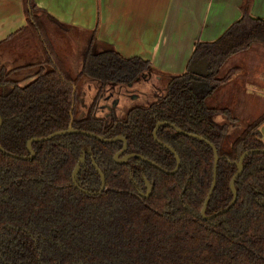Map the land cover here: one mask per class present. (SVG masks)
I'll list each match as a JSON object with an SVG mask.
<instances>
[{
  "label": "trees",
  "instance_id": "obj_1",
  "mask_svg": "<svg viewBox=\"0 0 264 264\" xmlns=\"http://www.w3.org/2000/svg\"><path fill=\"white\" fill-rule=\"evenodd\" d=\"M25 9L38 39L39 9L33 0H25ZM95 33L75 76L50 58L43 66L36 56L27 65L0 64V146L6 152L0 150V264H264V153L244 159L234 184L235 204L212 219H204L201 211L213 180V150L167 125L156 134L180 158L174 174L138 158L117 164L114 156L122 141L105 143L81 134L34 142L32 159L14 157L30 155L29 140L72 123L74 129L103 138L123 136L128 143L124 154H139L172 171L175 154L153 135L157 123L169 122L215 146L217 179L205 215L217 213L232 201L230 181L241 154L264 149V113L228 144L227 126L215 116L231 117V111L210 106L208 98L234 76V67L221 75L231 57L253 44L264 47V20L252 17L245 4L241 18L218 39L194 45L190 63L206 58L211 67L204 78L207 90L195 87L186 71L171 78L158 101L133 106L114 123L96 119L94 106L80 116L82 87L95 82L103 91L157 71L147 60L124 58L112 46L100 44ZM81 155L76 188L72 174ZM94 165L105 175L101 193ZM144 179L152 185L149 198L141 195Z\"/></svg>",
  "mask_w": 264,
  "mask_h": 264
},
{
  "label": "crops",
  "instance_id": "obj_2",
  "mask_svg": "<svg viewBox=\"0 0 264 264\" xmlns=\"http://www.w3.org/2000/svg\"><path fill=\"white\" fill-rule=\"evenodd\" d=\"M33 1L39 9L37 13L40 16L41 27L38 29V39L33 29L35 40L33 41L32 49L28 53L29 60L36 56L35 59H38V66L48 65L51 63L50 60L57 63L60 62L69 71V74L73 76L78 75L82 69V54L94 30L96 31L95 37L100 44L112 46L122 57H140L149 61L157 72L168 74L169 76H177L188 71L192 63H190V60L194 45L197 42H212L218 39L231 24L241 18L245 4L252 17L264 20V0ZM47 14L65 25L66 29L77 31L79 33V36H77L78 41H81V35L86 41L84 47L81 43L76 46L78 51L76 53L78 58H76L78 61L75 69H73L72 59L69 63L70 66L68 64L70 55L67 58L60 56L53 50L51 45H48L44 38L43 26L45 22L48 21L53 25ZM29 27L33 28L28 24L25 0H0V49L9 50L11 46H8V44L13 41H20L21 44L20 37ZM72 43L75 46L77 42L75 43L72 40L70 44ZM253 45L244 52H253L255 50ZM241 53L236 55L238 56ZM236 55L233 57H237ZM201 59L206 60V58ZM252 62L255 63L256 67H260L264 60L259 57L258 60L250 61V58H248L245 60V66L247 68L248 66H254ZM13 63L15 61L11 64ZM7 66H10V64H7ZM233 67L235 68L234 76L222 88L235 89L237 88L236 82L240 76L242 75L245 78L246 75H249V77H246V80L248 79L247 83L256 84L257 82L254 87L258 88H249L248 90H252L253 93L256 91L258 94L260 93V96L264 95V70L257 69L253 73H248L245 72L246 69L244 67L235 64L228 68L227 71ZM210 70L211 67L208 62L206 71L210 74ZM196 71L198 72L197 75H189L191 83L199 90H207L204 78L209 74L204 76V70L201 67L196 68ZM87 85L89 84H85L82 87L83 93L85 89L90 88V85ZM116 90L112 89L109 91L111 92L110 94H104L105 97L109 96L103 102L104 109L100 112H95L99 118H107L112 107L116 111L114 114L116 119L122 120L125 118L129 108L124 107H127L128 104L120 107V99L116 96ZM99 93H103V91H98L97 95ZM253 95L252 98L255 97ZM84 96V94L81 96L82 99ZM133 98L139 101L145 99L146 95L142 97L136 94ZM255 98L257 100L260 99L258 96ZM94 99L90 100V103L88 102L89 106L94 102ZM148 103L151 102L148 101L142 106H147L149 105ZM252 103H254V100H252ZM210 106L215 107L214 105ZM261 133L264 140V124L261 126Z\"/></svg>",
  "mask_w": 264,
  "mask_h": 264
},
{
  "label": "rangeland",
  "instance_id": "obj_3",
  "mask_svg": "<svg viewBox=\"0 0 264 264\" xmlns=\"http://www.w3.org/2000/svg\"><path fill=\"white\" fill-rule=\"evenodd\" d=\"M43 36L46 39L48 45H51L53 50L58 53L62 57H69L70 59L68 64L70 63V60L72 59V65L73 69L76 68V64L78 61V55L76 56V53L78 51L76 50L77 44H83V47L86 45L84 41V38L81 35V41H78L77 36H79L77 31L65 29L61 30L58 29L56 26L51 25L48 21L45 22V25L43 26ZM73 31V32H72ZM21 44L20 41L18 42H10L8 46H11L9 50L7 49H0V63L4 64H10L14 61V65H21L28 63L29 60V52L32 49L33 41L35 40L33 28L29 27L27 31L21 35ZM76 43L75 46H73V43L70 44L72 40ZM84 41V43H83ZM254 51L253 52H244L240 55H236L237 57L231 58L229 61L226 62V64L223 66V69L221 71V75H223L228 68L231 66H234L235 64L244 67L245 72L253 73L257 69L264 70V62H262V65L259 67L255 66V63H253L254 66H251L248 68L245 66V60L250 58V61L258 60L259 57L263 58L264 60V47L260 45H253ZM80 52V51H79ZM75 56V58H74ZM77 57V58H76ZM241 58V59H239ZM70 66V64H69ZM248 69V70H247ZM173 76H169L168 74H149V76H146V78H141L137 81H133L131 84H123V85H115L113 88L107 87L104 88L103 93L101 96H103L105 93H111L112 89H117V97L120 99V107H124L128 104L127 107L124 108H131L132 106H142L146 104V102H152L154 97H157V93H162L159 96H163L165 94V91L168 84L170 83V80ZM246 77H249V75H246L245 78L241 75L239 80L236 82L237 88H220L217 89L215 92H213L210 95V99L208 100L210 105L222 107V108H229L231 110V117L224 116V115H217L215 116V120L219 123L226 124L227 126V139L226 142L229 144L231 141L233 142L246 128V126L252 122L254 119L260 116L262 112H264V95L260 96V93L248 90L249 88H258L254 87L257 85L255 83H247ZM159 78V79H158ZM253 81H255L253 79ZM90 88L85 89L84 97L80 101L81 106V112H85L87 108H89V103L96 97L98 92V87L95 82L91 83L88 82ZM89 90V91H87ZM257 90V89H255ZM136 94L144 97L146 95L145 99L136 101L134 100L133 96ZM258 96L260 99H256L255 97L252 98V95ZM253 95V96H254ZM109 96V95H107ZM106 96V97H107ZM152 98V99H151ZM105 97L102 101H104ZM256 99V102H255ZM91 100V101H90ZM252 100H254V103H252ZM90 101V102H89ZM101 101V102H102ZM131 103L129 104V102ZM89 102V103H88ZM94 102L97 104L100 103V99L97 100L94 99ZM149 104V103H148ZM123 109V108H122ZM109 112V111H108ZM116 112V111H115ZM108 117H111V115H107Z\"/></svg>",
  "mask_w": 264,
  "mask_h": 264
},
{
  "label": "water",
  "instance_id": "obj_4",
  "mask_svg": "<svg viewBox=\"0 0 264 264\" xmlns=\"http://www.w3.org/2000/svg\"><path fill=\"white\" fill-rule=\"evenodd\" d=\"M198 67H201L204 72H203V75L204 76H207L209 74L208 71H206V69L208 68V62L205 60V59H200L198 61H195L193 63H191V65L189 66V69H188V73L189 75H197L198 72L196 71V68ZM1 125H2V119L0 117V129H1ZM163 125H167V126H170L172 127L173 129H175L178 133H181L183 135H187V136H190V137H193V138H196V139H199L203 142H205L206 144H208L211 149L213 150V153H214V168H213V180H212V185H211V189H210V192L205 200V204L202 208V211H201V215L204 219H212L220 214H223L225 212H227L236 202V199H237V192H236V189H235V181L236 179L240 176L241 172H242V164H243V161L244 159L250 155V154H254V153H264V149H252V150H248L244 153L241 154L238 162L236 163L237 165V168H238V171L237 173L233 176V178L231 179L230 181V189H231V192L233 194V198H232V201L230 202V204L221 209L220 211H218L217 213L215 214H212L211 216H206L205 215V210H206V207H207V203L211 197V194L213 192V189L215 187V184H216V179H217V163H218V160H219V156H218V153H217V150L215 148V146L213 144H211L209 141H207L206 139L202 138L201 136L199 135H196V134H191V133H188V132H185L183 130H181L180 128L176 127L175 125L169 123V122H159L156 124L155 126V129H154V139L156 142H158L159 144L165 146L167 149H169L173 154H175V158H176V162H177V165L175 167L174 170L172 171H167V170H164L162 169L159 165H157L155 162L139 155V154H127L123 157L120 158V156L126 151L127 149V142H126V139L121 137V136H118V137H115V138H112V139H105L101 136H98V135H95L91 132H88V131H84V130H78V129H74L71 125L69 126L68 129L66 130H63V131H58V132H54L46 137H42V138H33L31 140L28 141L27 143V149L29 151V156L27 157H18V156H14V157H17V158H22V159H25V160H28V159H32L34 158L35 156V152L32 148V144L34 142H42V141H46V140H49L55 136H58V135H65V134H81V135H85V136H88V137H92V138H95L99 141H102V142H105V143H110V142H113L115 140H121L123 142V147L121 149V151H119L115 157H114V160L115 162L119 163V164H122V163H125L126 161H128L129 159L131 158H138L144 162H148L150 163L153 167L159 169L160 171L166 173V174H174L180 167V158L176 155L174 149L172 147H170L169 145L163 143L162 141H160L158 138H157V130L160 126H163ZM0 150L4 153H6L3 148L0 146ZM84 158L81 157L73 171V174H72V180H73V183L75 185L76 188H78L77 184H76V176L79 172V169H80V166H81V163L83 162ZM95 169L96 171L98 172V174L100 175V178H101V188H100V191L99 193H101L104 189H105V176L104 174L102 173V171L95 165ZM146 188H147V191L145 193H141V195L145 198H148L151 194V191H152V187L151 185L146 182ZM81 192L83 193H86V194H89V192L85 191V190H82L80 189Z\"/></svg>",
  "mask_w": 264,
  "mask_h": 264
},
{
  "label": "flooded vegetation",
  "instance_id": "obj_5",
  "mask_svg": "<svg viewBox=\"0 0 264 264\" xmlns=\"http://www.w3.org/2000/svg\"><path fill=\"white\" fill-rule=\"evenodd\" d=\"M143 78H146V76H144ZM167 90V89H166ZM166 90H165V92H166ZM158 94V96L157 97H154V99H153V102H156V101H158L159 100V98L160 97H162V96H159V95H161V93L159 94V93H157ZM102 95V93H99L98 95H96V99L97 100H99L100 99V103H96V102H93L90 106H89V108L91 107V106H94L93 107V115H94V117L96 118V119H99V120H103L104 122H120V121H122V120H118V119H116L115 118V116H114V114H115V109L112 107V109H111V111H110V113H109V115H111V117H107V118H105V119H101V118H99L96 114H95V112H97V111H102L104 108H103V102H105L106 101V97H105V95H103V96H101ZM105 97V99H104V101H102L103 100V98ZM82 100V99H81ZM102 101V102H101ZM153 102H151V103H153ZM150 104V103H149ZM133 107V106H132ZM81 108V107H80ZM89 109L87 108V110L82 114H80V116H84V114H86L87 113V111H88ZM128 111V110H127ZM127 115V114H126ZM113 123H111V124H113ZM71 126H72V123L70 124ZM69 128V127H68ZM78 130H80V129H78ZM118 136H120V135H118ZM118 136H115V137H118ZM115 137H113V138H115ZM121 137H123V136H121ZM124 138V137H123ZM105 139H107V138H105ZM112 139V138H111ZM126 139V138H125ZM115 141H117V140H115ZM121 141V140H120ZM126 142H127V140H126ZM123 147V146H122ZM127 147H128V143H127ZM127 150V149H126ZM121 151V150H120ZM126 152V151H125ZM124 152V153H125ZM118 153V152H117ZM116 153V154H117ZM122 154L121 156H120V158L121 157H123V156H125V155H127V154ZM115 154V155H116ZM130 154H134V153H130ZM81 157H83L84 158V155H81ZM80 157V158H81ZM115 157V156H114ZM115 161V160H114ZM127 162V161H126ZM125 162V163H126ZM115 163H117V162H115ZM125 163H122V164H125ZM148 163V162H147ZM82 164V163H81ZM117 164H119V163H117ZM150 164V163H149ZM151 165V164H150ZM158 165V164H157ZM97 166V165H96ZM94 167H95V165H94ZM98 167V166H97ZM99 168V167H98ZM162 168V167H161ZM103 173V172H102ZM242 173V172H241ZM105 176V175H104ZM144 181H145V188H146V182H148L149 183V181H147L146 179H144ZM150 184V183H149ZM151 185V184H150ZM151 187H152V185H151ZM214 190V189H213ZM146 191H147V188H146ZM145 191V192H146ZM144 192V193H145ZM152 192V191H151ZM151 195V194H150ZM150 197V196H149ZM148 197V198H149Z\"/></svg>",
  "mask_w": 264,
  "mask_h": 264
}]
</instances>
